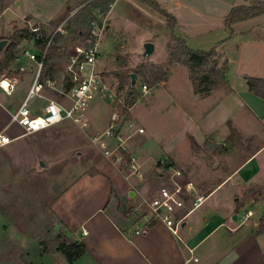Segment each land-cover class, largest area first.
I'll return each instance as SVG.
<instances>
[{
    "label": "crops",
    "instance_id": "crops-1",
    "mask_svg": "<svg viewBox=\"0 0 264 264\" xmlns=\"http://www.w3.org/2000/svg\"><path fill=\"white\" fill-rule=\"evenodd\" d=\"M15 1L4 0L2 15L5 18L7 13L11 14L8 21H5L6 24L14 20L40 29L53 26L54 22L50 16L45 17L39 11H31L30 3L24 7L23 0L14 3ZM152 1L175 20L174 29L169 30L165 44L167 45L171 38H178L191 50L208 52L215 49L218 55L216 69L225 63L228 67L226 83L207 94L197 95L193 92L186 67L169 63V57L165 63L158 64L167 69V76L165 80L149 88L147 94L152 98L149 115H154L155 120L160 117L159 119L169 126L177 125V130L183 131L187 157L179 159L174 153L176 147L161 152L164 153L162 156L160 154L162 158L153 153L145 154L140 149L145 145V139H136L135 136L146 131L140 126L138 129H143L144 133L139 134L133 129L132 121L126 122L124 127L119 129V125L114 123L113 114V121L101 134L114 125L122 143L125 139L129 153H125L128 156V159H125L128 162L132 159L138 170L137 177L131 178L130 183L131 190L133 187L136 190L130 193L124 183L114 188L111 181L102 174L84 175L67 187L76 188L74 193L69 194L65 189L53 201V216L71 241L81 243L86 248L85 254L74 264H264V232H256L254 226L239 224L237 219H234L239 202V199L234 197L235 188L244 191L264 185H260L258 181L264 165L263 159L258 158V154L264 150V100L255 96L246 85L247 78L264 80V15L236 23L230 29L224 22L233 8L251 6L255 1L264 0H202L209 3L207 8L216 15V23L205 22L207 31L214 33L209 39L211 44L209 43L208 50L191 47L185 38L176 34L177 28L181 27L179 25L182 14L179 17L174 11L168 13L162 6L163 0ZM179 1V5L187 9L201 2ZM69 2L71 3V0L65 2L68 6L66 10L71 9ZM84 5L77 7L80 9ZM145 39L147 38L143 37L141 41ZM32 43L34 50L40 54L33 41ZM99 45L100 41L97 50ZM155 47L154 45V51ZM179 67L184 70L177 69ZM177 71H183V75L178 74L176 77ZM177 79L181 83H176ZM161 95L165 99L163 104L158 100ZM11 96L0 89V134L5 133L17 138L10 144L24 137L20 127L11 122V114L18 109L22 101L14 107L9 102L8 97ZM62 99L69 105L65 97ZM32 103L33 110L44 104L39 100ZM243 120L249 121L256 128L252 129L248 123L243 125L246 123ZM229 124L237 133L240 144L249 146L254 140L260 142L254 153L235 166H232L235 153L226 151L217 155L213 152L216 146H229L236 142V138L229 139ZM105 140L106 143L114 142L108 138ZM205 148H212L209 155L203 152ZM158 163L162 165L158 166ZM209 164H212V169ZM153 173L157 175L158 181H162L161 187H172L173 183L185 185L190 182L197 195L202 198L195 208H192L191 202H186L183 211L187 212V216L177 236L171 234L162 223L148 219L144 202L159 189L148 179ZM201 175L206 178L203 191L198 188L196 181L201 179ZM227 181L231 182V188L228 187L220 195ZM78 184L79 187L76 186ZM113 191H116L115 198L112 197ZM91 194L92 196H88ZM260 215L256 219L260 218ZM140 229L143 232L136 234L135 231ZM193 257L197 258L198 262H193ZM42 258L44 259L40 264H67L57 252ZM189 260L190 262H187Z\"/></svg>",
    "mask_w": 264,
    "mask_h": 264
},
{
    "label": "rangeland",
    "instance_id": "rangeland-1",
    "mask_svg": "<svg viewBox=\"0 0 264 264\" xmlns=\"http://www.w3.org/2000/svg\"><path fill=\"white\" fill-rule=\"evenodd\" d=\"M66 1L23 0L24 7L30 3L31 11H39L45 17L50 16L54 22L52 27L41 28L45 36L54 37L48 55L51 56L49 72L55 82H50L49 86L46 84L45 96L66 105L62 99V89L65 79L69 78L72 61L86 51L96 39L100 41L96 69L105 79L110 92L104 98L97 96L90 102L85 111L87 127L79 129L72 122L65 121L44 131L24 136L18 142L0 149V264H40L44 259L40 255L44 245L54 252L55 238L59 233L65 234V231L53 216L52 203L65 189L69 194L74 193L76 188L67 187L75 179L98 173L106 176L114 188L124 183L130 193L136 190L134 187L131 190L130 183L131 178L137 177L138 174L132 175L130 163L124 159L123 164L115 165L103 155V151L118 145L117 141L106 143L101 134L113 121V114H116L114 123L119 125V129L130 121L134 123L133 129L136 131L142 126L146 132L137 134L135 138L145 139V145L140 147L145 154L160 156L161 152L176 147L174 153L179 159L187 157L183 131L177 130V125L169 126L159 119L160 117L155 120L154 115H149L152 98L148 92L143 93L141 90L144 85L149 90L167 76V69L158 64L165 63L168 53L176 48L174 38L165 44L169 30L174 27L143 0H71V3H68L71 5L70 10H66ZM201 2L198 7L193 5L187 9L179 5V0H167V3L163 0L162 6L170 14L172 11L174 14L178 13L179 17L182 14L179 25L181 27L176 31L178 36L185 38L191 47L208 50L209 43L211 44L209 39L214 33L207 31L205 22L216 23V15L207 8L209 3L202 0ZM83 4L85 5L78 9L77 6ZM3 5L4 0H0V42L5 41V46L0 52V81L8 80L14 84L15 91L8 98L10 104L16 107L32 86L38 69V60H30L25 52L29 51L36 58L40 57V54L34 50L32 41H22L13 50V60L7 61L10 45L16 41L19 31L28 30L29 25L14 20L6 24L5 21H8L11 14L7 13L5 18L3 17ZM143 37H146L147 41H141ZM148 42L156 47L149 58H144L143 45ZM177 69L184 70L183 67ZM182 72H175V76ZM119 75L124 78L125 83L120 91L117 78ZM129 75L136 76L132 90L136 101L130 108L127 107V93L131 87ZM176 83L181 82L177 79ZM158 100L160 104L165 101L163 96ZM37 110L42 111V107ZM245 122L243 125L248 123L252 129L256 128L249 121ZM234 138L237 139V136ZM235 141L229 146H216L213 149L217 155L226 151L235 153L232 166L242 162L260 146V142L256 140L249 146L240 144L239 139ZM123 142V153L129 155L125 139ZM133 145L135 147V144ZM210 150L212 148H205L203 152L209 155ZM161 156L159 158H162ZM258 158L263 159L264 164V150L258 154ZM209 165L212 169V164ZM184 175L187 177L186 173ZM157 178L154 173L148 177L152 185L160 188L162 181ZM200 178L196 181L198 188L203 191L206 178L202 175ZM258 179L262 185L264 165ZM208 180L209 178L206 181ZM238 181L239 179L236 180ZM228 187L231 188V182L227 181L220 195ZM234 195L239 199L238 211L234 214L237 215V223L240 224L243 214L251 210L254 216L245 224L254 226L256 232H262L264 185L244 191L235 188ZM115 196L116 191H113L112 197ZM259 214L260 218L256 219Z\"/></svg>",
    "mask_w": 264,
    "mask_h": 264
},
{
    "label": "built area",
    "instance_id": "built-area-1",
    "mask_svg": "<svg viewBox=\"0 0 264 264\" xmlns=\"http://www.w3.org/2000/svg\"><path fill=\"white\" fill-rule=\"evenodd\" d=\"M29 30L34 34L35 41L45 40L46 45L42 53H40L41 62H38V69L34 77V81L30 89L27 91L18 109L11 114V122L15 123L22 130V136L32 135L34 133L49 129L65 121L72 122L76 127L82 129L87 127V119L85 111L90 102L95 97H105L110 92L105 79L96 69L98 60L97 44L98 40L83 51L76 59L72 61L69 68V78L71 87L67 92H62L69 105H63L54 100H50L45 96V86H49V82L42 83L40 81V72L42 68V60L44 59L48 47L52 44L54 37L48 36L44 38L39 27L30 26ZM27 58L36 61L37 58L29 51L25 52ZM7 86L3 87V81H0V89L8 96H11L14 91V84L8 80ZM142 92L147 93V86H142ZM34 100L44 102L40 110H33L30 106ZM139 134L144 133L143 129H138ZM116 129L111 125L108 130L102 135L103 138L112 139L118 142V145L113 149L103 151V155L112 164L121 165L124 163L125 153L124 146L119 135L115 134ZM19 138V137H18ZM17 138H12L10 135L0 134V149L9 145ZM122 150V151H121ZM132 175L138 174L132 159L129 160ZM202 198L197 195L196 189L192 183L188 182L185 185L173 183L172 187H160L156 194L148 201L144 202L148 219L154 222L162 223L166 229L174 236L178 235L179 229L185 222L187 212H184L187 201L191 202L192 208L197 207L201 203ZM252 217V212L247 211L243 214L242 223L247 222ZM143 230H136V234H141ZM193 262H198V259L193 257ZM187 262H190L187 261Z\"/></svg>",
    "mask_w": 264,
    "mask_h": 264
},
{
    "label": "trees",
    "instance_id": "trees-1",
    "mask_svg": "<svg viewBox=\"0 0 264 264\" xmlns=\"http://www.w3.org/2000/svg\"><path fill=\"white\" fill-rule=\"evenodd\" d=\"M88 1V0H86ZM145 3L152 6L155 10H157L162 16H164L171 27L175 26L174 18L161 11L158 5L152 0H143ZM68 15V14H67ZM264 15V3L261 1H255L251 6H239L233 8L228 16L225 19V26L230 29L232 25L255 18L258 16ZM44 38L46 36L43 34ZM22 41H33L35 47L42 53L45 49L46 42L35 41L34 34L30 32L28 29H22L19 31L16 41H14L10 48L7 51L8 62L13 60V50L17 47ZM174 42L176 43V48L172 49L168 53L169 63H177L186 67L189 71V79L192 84L193 92L197 95H204L212 90L225 85L226 83V74L228 72L227 64L225 63L221 68L216 69V60H217V52L215 49H212L208 52L204 51H195L188 48L185 42L181 39L174 38ZM51 50V45L47 49V53L42 60V68L40 72V81L45 83L46 81L55 82V78L49 72V61L51 56L48 55V52ZM38 62H41V58H37ZM7 62V63H8ZM119 80L118 90H123L124 88V78L120 75L117 77ZM166 76L162 79L165 80ZM246 85L255 96L264 100V80L256 79V78H247ZM71 87L70 78L65 79L63 83V92H67ZM134 87L129 88L128 99H127V107L130 108L134 105L136 98L132 94V90ZM230 135L229 139L238 136L234 129L231 128L230 124ZM128 159V156L125 155ZM162 165V163H158V166ZM264 232V226L261 229ZM260 233V232H259ZM43 244V243H41ZM55 248L54 252L59 253L66 260L67 264H74L79 258H81L85 252L86 248L83 244L78 242L71 241L65 234L59 233L54 240ZM52 253L46 245L43 246L40 255L43 257L47 254Z\"/></svg>",
    "mask_w": 264,
    "mask_h": 264
},
{
    "label": "water",
    "instance_id": "water-1",
    "mask_svg": "<svg viewBox=\"0 0 264 264\" xmlns=\"http://www.w3.org/2000/svg\"><path fill=\"white\" fill-rule=\"evenodd\" d=\"M5 46V41L0 42V52L2 51L3 47ZM143 57L144 58H149L150 55L154 52V45L152 43H145L143 45ZM130 78V86L133 87L135 83L136 76L135 75H129ZM113 119H116V114H114ZM43 166V164H41ZM234 219H237V216H234Z\"/></svg>",
    "mask_w": 264,
    "mask_h": 264
},
{
    "label": "bare ground",
    "instance_id": "bare-ground-1",
    "mask_svg": "<svg viewBox=\"0 0 264 264\" xmlns=\"http://www.w3.org/2000/svg\"><path fill=\"white\" fill-rule=\"evenodd\" d=\"M3 87H6L7 86V82L4 80L3 81V84H2Z\"/></svg>",
    "mask_w": 264,
    "mask_h": 264
}]
</instances>
